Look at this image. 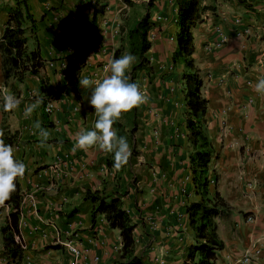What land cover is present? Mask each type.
<instances>
[{
	"label": "crops",
	"instance_id": "obj_1",
	"mask_svg": "<svg viewBox=\"0 0 264 264\" xmlns=\"http://www.w3.org/2000/svg\"><path fill=\"white\" fill-rule=\"evenodd\" d=\"M149 1L141 0L139 18L131 13L136 0H0L2 34L9 16L20 10L26 53L34 52L44 69L31 73L11 66L4 74L0 51V80L8 94L22 98L6 117L15 134L14 157L26 166L16 182L25 195L22 232L32 264H71L73 255L55 242L56 228L77 241L83 251L78 264L126 261L120 230L104 213L92 219L95 203L85 199L89 190L121 198L136 225L135 254L144 264H182L196 240L186 211L201 199L194 191L181 79L189 69L182 72L185 64L173 62L178 0H154L149 8V65L135 79L147 102L135 116L124 113L113 125L129 142L128 164L117 171L114 153L98 147L73 150L77 133L92 130L97 119L86 99L91 90L79 87V76L102 80L111 74L106 68L116 53L117 59L136 57L129 32L147 13ZM200 6L192 58L208 99L207 134L214 148L208 178L215 179L209 196L219 192L227 213L216 217L225 243L216 264H264V91L255 90L264 79V0H201ZM136 63L137 57L131 71ZM35 96L43 103L25 117ZM51 99L56 106L47 112ZM45 245L51 248L42 251ZM247 251L252 258L244 263Z\"/></svg>",
	"mask_w": 264,
	"mask_h": 264
},
{
	"label": "trees",
	"instance_id": "obj_2",
	"mask_svg": "<svg viewBox=\"0 0 264 264\" xmlns=\"http://www.w3.org/2000/svg\"><path fill=\"white\" fill-rule=\"evenodd\" d=\"M17 1L26 4V0ZM153 1H149L147 13L129 32L131 50L137 57V63L130 72V82L137 83L135 79L138 71L147 68V65H149L146 53L151 48L148 31L153 25L149 12ZM239 1L245 4L247 3V0ZM200 3L201 0H178L177 24L179 26V32L177 34V48L173 55L174 64L184 63L189 69L188 73L185 72L183 74V79L185 80L187 128L193 145V152L191 153L190 159L194 191L201 196L199 201L191 202L187 205L186 211L191 226L196 232V240L187 247L186 258L182 264H216L218 252L225 247V243L218 232L216 217L224 216L227 213L226 210L220 208L223 202L219 192H216L213 197L209 196L210 181L208 178V170L214 148L207 134L206 113L208 99L202 93L203 79L192 58L194 50L192 28L196 24L197 16L201 9ZM206 8L214 9L215 6H205L202 9L204 10ZM26 17L31 18L29 14H26ZM23 22L24 17L22 12L17 10L9 16L5 23V29L0 40L4 74L9 72L11 66L21 69L20 72L24 70L30 71L31 73L44 71L40 60H35L34 52L30 53L31 56L26 53L27 37L22 28ZM117 56L116 53V59ZM42 89L46 91L44 86H42ZM49 92L52 95L56 94L53 88ZM58 95L56 94V97ZM136 109L137 107L128 112L129 116L131 114V116H135ZM133 121V125L135 126V119ZM118 126L121 127L120 124ZM131 132L134 133L135 128H132ZM0 139L5 144H10L13 147L16 142L15 134L11 133L9 129L5 134H0ZM24 196V193L17 183V190L12 194L11 199L6 202V205L10 207V211L7 224L2 227L6 252L15 263L20 262L22 258V248L15 241L14 236L16 233H20V212L22 210L21 204ZM85 199L95 203L92 211L93 220H96L98 213H104L110 226L112 228H118L121 232L122 257L126 261L117 264H144L143 260L135 254L133 231L136 225L127 210L123 207L121 198L118 196H105L101 190H89Z\"/></svg>",
	"mask_w": 264,
	"mask_h": 264
},
{
	"label": "clouds",
	"instance_id": "obj_3",
	"mask_svg": "<svg viewBox=\"0 0 264 264\" xmlns=\"http://www.w3.org/2000/svg\"><path fill=\"white\" fill-rule=\"evenodd\" d=\"M135 61L136 57L131 54L110 60L106 71H110L111 74L102 80L79 76V87L85 91L91 90L90 98L86 99L95 109L97 119L92 130L77 133L73 150L78 148L88 151L93 147H98L104 152L114 153L113 167L117 171L128 164L131 151L127 138L118 136L113 125L121 119L122 114L147 102V97L141 92L139 85L130 82L131 66ZM255 90L264 91V79L259 80ZM21 99L5 94L4 110L16 109ZM41 103H43V98L35 96L33 103L25 107V117L30 116ZM41 135L47 138L49 133L44 130ZM25 171V164L14 157L13 146L5 144L0 139V207H5L6 202L11 199L12 194L17 190V178L23 179Z\"/></svg>",
	"mask_w": 264,
	"mask_h": 264
},
{
	"label": "rangeland",
	"instance_id": "obj_4",
	"mask_svg": "<svg viewBox=\"0 0 264 264\" xmlns=\"http://www.w3.org/2000/svg\"><path fill=\"white\" fill-rule=\"evenodd\" d=\"M148 3V2H145ZM134 12V15L138 16L139 18L141 17V0H136L134 4V8H132L131 13ZM133 15V14H132ZM2 36V30H1V24H0V40ZM182 72L185 71V65H183V69L181 70ZM182 79V88H185V81ZM5 94H8L7 90H5V85L4 81L0 80V102H1V112H0V134L6 133L8 131V124H7V117H6V111L4 110V96ZM10 211L9 206L5 207H0V264H29L27 261V255L30 254L32 257V263L34 261V256L32 253H30V250H22V258L20 259V262L18 261L15 263V261L10 257V255L6 252L5 249V241H4V235L2 232V227L7 224V218H8V213ZM55 245V244H54ZM57 246V245H55ZM51 246L45 245L41 248L42 251L46 249H50ZM17 260V259H16Z\"/></svg>",
	"mask_w": 264,
	"mask_h": 264
},
{
	"label": "built area",
	"instance_id": "obj_5",
	"mask_svg": "<svg viewBox=\"0 0 264 264\" xmlns=\"http://www.w3.org/2000/svg\"><path fill=\"white\" fill-rule=\"evenodd\" d=\"M173 38V37H172ZM223 40H226V37L223 36ZM55 100L51 99L47 106H46V111L50 112L55 108ZM215 183V179L212 177L210 179V184ZM249 219H252V217H249ZM26 220L25 217L23 216V213L20 212V233L15 234V241L20 245L22 250L26 252V250H30L29 248V243L25 237V235L22 232V226L25 225ZM55 242L62 245L67 251H69L73 255V260L71 261V264H78V259L80 255L83 253L81 248L79 247L77 241L74 238L70 237H64L61 233V231L56 228L55 232ZM252 255L250 251H247L246 254L242 257V261L244 263H248L251 261ZM27 261L29 264H32V257L30 254L27 255Z\"/></svg>",
	"mask_w": 264,
	"mask_h": 264
}]
</instances>
